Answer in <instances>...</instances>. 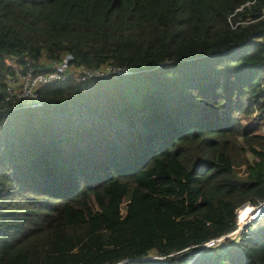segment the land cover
Instances as JSON below:
<instances>
[{"label": "trees", "instance_id": "16d2710c", "mask_svg": "<svg viewBox=\"0 0 264 264\" xmlns=\"http://www.w3.org/2000/svg\"><path fill=\"white\" fill-rule=\"evenodd\" d=\"M254 117L264 0H0V264H264V228L198 254L264 202Z\"/></svg>", "mask_w": 264, "mask_h": 264}, {"label": "built area", "instance_id": "2783aa9c", "mask_svg": "<svg viewBox=\"0 0 264 264\" xmlns=\"http://www.w3.org/2000/svg\"><path fill=\"white\" fill-rule=\"evenodd\" d=\"M71 56H66L60 64H55L53 70L43 73H35L28 71L25 75L17 73L13 78L9 79L7 87V96L9 99L20 100L26 105V108H36L41 106L38 100L37 91L40 87L55 81H64L71 75ZM117 74H127V72H117ZM106 73L91 74L87 70L81 68L77 70L75 78L83 81L92 77H102ZM18 82L19 84H16Z\"/></svg>", "mask_w": 264, "mask_h": 264}, {"label": "rangeland", "instance_id": "374dc122", "mask_svg": "<svg viewBox=\"0 0 264 264\" xmlns=\"http://www.w3.org/2000/svg\"><path fill=\"white\" fill-rule=\"evenodd\" d=\"M10 67H12L13 69H17V66L14 64V62H11V61H8L7 63ZM261 121H259V119L257 117H254V118H251L250 120H248L247 122L246 121H243L244 124H253V125H256L258 124V127L256 128L257 129V132L258 133H263L264 134V123H260ZM240 212H238L239 214V219L240 220H247L246 222L242 223V226L247 224L248 222H250V218L248 215H250V212H253L252 209H250L248 206H245L244 208L238 210ZM252 214V213H251ZM252 216V215H251ZM258 221V220H257ZM262 222L260 221L259 222H256V224L254 226H251V224H248V227L250 230H256L257 228H260L261 227V224ZM258 224V225H257ZM263 224H264V221H263ZM239 227L238 230H236V232H234L229 238H227L226 240H223L222 242H219L218 244H215V245H208V250H214V248L216 247H219L220 245H224V244H229L231 242H237L241 239V235L242 234H246V231L242 230L241 227ZM128 264H132V263H128Z\"/></svg>", "mask_w": 264, "mask_h": 264}, {"label": "clouds", "instance_id": "9594fccd", "mask_svg": "<svg viewBox=\"0 0 264 264\" xmlns=\"http://www.w3.org/2000/svg\"><path fill=\"white\" fill-rule=\"evenodd\" d=\"M54 66V65H53ZM53 66H52V68L49 70V71H52L53 70ZM49 71H47V72H49ZM129 74L130 73H128L127 72V74H118V75H120L121 77H125V76H129ZM74 76V80H75V82L76 83H79V82H82V81H78V77L77 78H75V75H73ZM102 77H104V76H102ZM93 78V77H92ZM100 78V77H99ZM90 79V78H89ZM65 81V80H64ZM64 81H62V82H64ZM83 81H85V80H83ZM55 82H60V81H55ZM41 106H42V104H41ZM41 106H39V107H41ZM39 107H36V108H39ZM29 109H35V108H29ZM245 207V206H244ZM244 207H242V208H244ZM250 209H252V208H257L259 211L254 215V217H258L259 219L261 218V227L260 228H257L256 230H259V229H262V228H264V224H263V220H264V202L262 203V204H260V205H258V206H248ZM242 208H240V209H242ZM240 209H238V210H240ZM236 211L235 212V217H236V230H238L239 229V227L241 226V224H240V222H239V214H238V212H240V211ZM252 213V214H251ZM255 212L253 211V212H250V215H248L249 217H251V218H253V216H251V215H253ZM239 216V217H238ZM254 219V218H253ZM258 219V220H259ZM256 222V221H255ZM248 224H251V222H248L247 224H245V225H243L242 227H241V229L242 230H244V231H246V234H242V235H247V233L249 232V231H251L249 228H247L248 227ZM236 230L234 231V232H236ZM233 232V233H234ZM233 233H231V234H229V235H227V236H225V237H223V238H221V239H218V240H215V241H211V242H209V243H206V244H204V245H202V246H200L199 247V252H198V254L199 253H202V252H206L207 251V249L209 248L208 247V245H215V244H218L219 242H222L223 240H226L227 238H229ZM241 235V236H242ZM224 245H226V244H224ZM221 246V245H220ZM157 260H161L160 258H155V257H153V258H146V259H142V260H140V262H147V261H157ZM128 263H132V264H136V263H138L137 261H125V262H123L122 264H128ZM188 264H190V263H188Z\"/></svg>", "mask_w": 264, "mask_h": 264}, {"label": "bare ground", "instance_id": "6f19581e", "mask_svg": "<svg viewBox=\"0 0 264 264\" xmlns=\"http://www.w3.org/2000/svg\"><path fill=\"white\" fill-rule=\"evenodd\" d=\"M252 210L255 212L252 216L253 218H250V222H251V226H254L256 224V222H259L261 221V218L259 219L258 217H254V215L259 211L257 208H252ZM259 219V220H258ZM248 220V219H247ZM247 220H240L239 219V222L242 226V223L246 222ZM258 220V221H257ZM256 221V222H255ZM264 221V220H263ZM258 225V224H257Z\"/></svg>", "mask_w": 264, "mask_h": 264}]
</instances>
